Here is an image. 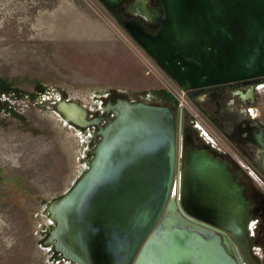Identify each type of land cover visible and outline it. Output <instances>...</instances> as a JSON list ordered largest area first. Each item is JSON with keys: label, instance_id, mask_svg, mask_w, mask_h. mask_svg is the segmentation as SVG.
Segmentation results:
<instances>
[{"label": "water", "instance_id": "95a60500", "mask_svg": "<svg viewBox=\"0 0 264 264\" xmlns=\"http://www.w3.org/2000/svg\"><path fill=\"white\" fill-rule=\"evenodd\" d=\"M100 1L129 7L148 22L121 19L185 90L264 75V0H160L163 13L148 0ZM55 108L99 138L73 186L46 206L45 242L61 262L244 264L226 248L222 235H229L250 264H259L249 246L243 186L208 144L195 147L182 112L124 95L97 118L71 99ZM171 230L180 232V247H172Z\"/></svg>", "mask_w": 264, "mask_h": 264}, {"label": "rangeland", "instance_id": "374dc122", "mask_svg": "<svg viewBox=\"0 0 264 264\" xmlns=\"http://www.w3.org/2000/svg\"><path fill=\"white\" fill-rule=\"evenodd\" d=\"M121 17L100 0H0V264H64L45 242L46 206L73 186L96 143L57 112V100L95 113L115 93L166 103L182 112L184 130L228 149L210 111L180 91ZM256 91L264 120V86Z\"/></svg>", "mask_w": 264, "mask_h": 264}, {"label": "flooded vegetation", "instance_id": "af4514ba", "mask_svg": "<svg viewBox=\"0 0 264 264\" xmlns=\"http://www.w3.org/2000/svg\"><path fill=\"white\" fill-rule=\"evenodd\" d=\"M147 3L163 13L160 0H148ZM114 9L118 10L121 15H126L125 18H137L141 23L148 25V22L140 14H132L129 7ZM157 29L158 27L153 28V30ZM153 59L156 61L154 57ZM176 83L178 84V82ZM178 86L180 85L178 84ZM262 86H264V75L221 83L217 87L208 86L197 90H187V93L198 99L204 105L203 107L210 111L209 114H205L206 118L224 138L228 146L225 154L216 151V155L230 163L235 179L244 188V195L250 205L249 246L254 256L258 258L259 264H264V120L257 105L256 90ZM116 94L106 98L104 103L107 105L109 102H115L119 97L115 96ZM162 94L166 97L165 92ZM200 111L205 112L202 109ZM102 114V111L95 113L94 117L97 118ZM82 129L87 131V128ZM92 130L98 131L99 126H93ZM187 131L194 133L196 148L205 147L206 143L195 131L184 130V132ZM96 138L98 137L94 136L91 142H95ZM91 149L88 152L89 155L83 158L85 163L92 158ZM222 237L228 251L236 257L239 253L243 263L250 264L244 249L233 236L222 235ZM257 245L261 246L258 253L255 251Z\"/></svg>", "mask_w": 264, "mask_h": 264}, {"label": "bare ground", "instance_id": "6f19581e", "mask_svg": "<svg viewBox=\"0 0 264 264\" xmlns=\"http://www.w3.org/2000/svg\"><path fill=\"white\" fill-rule=\"evenodd\" d=\"M171 81H173V80H171ZM173 83H175V85L177 86V87H179L178 86V84L174 81ZM180 91L182 92V93H185L186 94V92L185 91H187V90H185L184 88H182L181 86H180ZM209 135V134H208ZM175 179H176V177H175Z\"/></svg>", "mask_w": 264, "mask_h": 264}, {"label": "built area", "instance_id": "2783aa9c", "mask_svg": "<svg viewBox=\"0 0 264 264\" xmlns=\"http://www.w3.org/2000/svg\"><path fill=\"white\" fill-rule=\"evenodd\" d=\"M198 127H201L200 123H197ZM201 130H204L203 128ZM255 251L258 253L260 251V248L258 246H255Z\"/></svg>", "mask_w": 264, "mask_h": 264}, {"label": "trees", "instance_id": "16d2710c", "mask_svg": "<svg viewBox=\"0 0 264 264\" xmlns=\"http://www.w3.org/2000/svg\"><path fill=\"white\" fill-rule=\"evenodd\" d=\"M175 108V107H174Z\"/></svg>", "mask_w": 264, "mask_h": 264}]
</instances>
